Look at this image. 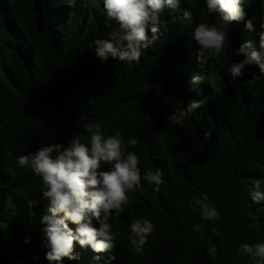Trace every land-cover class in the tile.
I'll use <instances>...</instances> for the list:
<instances>
[{
	"label": "trees",
	"instance_id": "16d2710c",
	"mask_svg": "<svg viewBox=\"0 0 264 264\" xmlns=\"http://www.w3.org/2000/svg\"><path fill=\"white\" fill-rule=\"evenodd\" d=\"M244 8L253 30L245 21L231 23L228 51L215 60L198 58L193 32L216 17L207 14L205 0H181L178 11L160 17L158 39L139 62L101 63L93 41L118 28L103 0H0V264H13L5 252L21 264H49L42 231L48 202L41 200L39 177L17 159L49 144L66 147L73 135L88 144L85 122H99L105 137L136 138L128 151L139 157L141 175L159 169L164 182L156 191L142 179L125 211L109 221L115 261L109 253L95 260L90 248L76 244L78 259L63 264H251L237 250L264 242V201L249 196L257 179L264 190V75L250 67L232 80L227 69L243 58L234 53L241 43L260 50L264 0H244ZM194 75L203 77L195 86ZM194 100L201 105L183 127L168 119ZM203 193L220 212L215 222L192 210ZM30 200L38 202L30 207ZM139 218L156 230L137 254L130 224ZM197 224L203 240L193 231ZM209 242L215 256L207 254Z\"/></svg>",
	"mask_w": 264,
	"mask_h": 264
},
{
	"label": "clouds",
	"instance_id": "9594fccd",
	"mask_svg": "<svg viewBox=\"0 0 264 264\" xmlns=\"http://www.w3.org/2000/svg\"><path fill=\"white\" fill-rule=\"evenodd\" d=\"M180 3L181 0H103L107 19L115 21L118 28L109 33V38L93 41L96 57L101 63L109 58L139 62L143 50L158 39L160 17L166 10L178 11ZM205 5L207 14L215 16L216 22L209 24L202 21L194 28L193 38L199 46L198 58H202V62L215 60L228 51L229 25L245 21L247 16L244 0H205ZM183 17L190 21L192 13L185 9ZM245 27L253 30L252 19L245 21ZM259 49L256 50L250 41L234 49L235 55L243 58L227 69L232 80L242 78L250 67L257 68L259 74L264 75V32L259 34ZM257 78L253 73V79ZM202 79L194 75L189 83L195 86ZM200 105L199 101H191L168 119L183 127L184 120ZM83 127L90 136L88 144L81 142L78 135H73L66 147L60 143L49 144L35 152L21 154L17 159L21 168H30L39 177L41 200L48 202L49 214L42 218V223L46 225L42 231L47 248L45 259L49 264L78 259L76 244L81 248H90L96 254L93 257L95 260H100L101 254L109 253V260L115 261L117 257L111 253L116 248V233L109 221L113 215L120 216L125 211L129 193L142 186V179L157 186L156 191L164 182L159 169L155 172L147 170L141 175L139 157L134 151H128L137 145L136 138L125 141L119 132L105 137L99 122H85ZM104 165L111 167L102 170ZM261 188V181L257 179L249 192L254 202L264 201V190ZM37 202L30 200L29 206ZM191 206L193 211L199 209L204 220L215 222L220 218L217 208L210 206L207 193L194 199ZM94 221L99 224L98 228L93 226ZM70 224L75 225V229ZM155 230V225L148 218L131 222L130 243L137 254L143 251ZM193 231L200 233L199 239H204V229L199 224L193 227ZM212 232L217 236L221 234L216 228H212ZM28 242L30 239L26 238L25 243ZM216 252L217 248L209 242L207 254L215 256ZM237 254L249 257L251 264H264V242L242 243Z\"/></svg>",
	"mask_w": 264,
	"mask_h": 264
},
{
	"label": "rangeland",
	"instance_id": "374dc122",
	"mask_svg": "<svg viewBox=\"0 0 264 264\" xmlns=\"http://www.w3.org/2000/svg\"><path fill=\"white\" fill-rule=\"evenodd\" d=\"M2 229L4 231V236H7L8 229H7L6 225H3ZM5 256H7L12 261L13 264H21L18 261V259L15 258V256L11 252L10 253L9 252H5Z\"/></svg>",
	"mask_w": 264,
	"mask_h": 264
}]
</instances>
